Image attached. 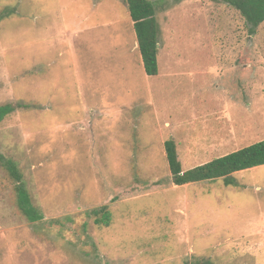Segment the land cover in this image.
Returning a JSON list of instances; mask_svg holds the SVG:
<instances>
[{
  "label": "rangeland",
  "instance_id": "rangeland-1",
  "mask_svg": "<svg viewBox=\"0 0 264 264\" xmlns=\"http://www.w3.org/2000/svg\"><path fill=\"white\" fill-rule=\"evenodd\" d=\"M151 1L156 76L125 0H0V104L34 105L0 122V151L42 215L22 214L0 164V264H264V165L176 186L164 150L172 138L188 170L264 139V22L250 34L219 0Z\"/></svg>",
  "mask_w": 264,
  "mask_h": 264
},
{
  "label": "trees",
  "instance_id": "trees-1",
  "mask_svg": "<svg viewBox=\"0 0 264 264\" xmlns=\"http://www.w3.org/2000/svg\"><path fill=\"white\" fill-rule=\"evenodd\" d=\"M219 1L229 5L240 13L247 24L250 34L255 33L257 27L264 22V0ZM125 2L135 31L144 72L147 76H156L158 74L157 53L160 43V26L156 18L155 3L151 0H125ZM252 60L249 53L245 51L240 53L238 61L242 66H245V64H248ZM33 107L34 105L23 102L0 104V122L16 109H30ZM164 150L169 170V180L167 182L176 186L194 182L212 181L217 178H222L225 185L234 184L233 173L264 165V139L188 170H183L176 143L172 138L164 141ZM0 164L15 182L14 188L17 205L22 214L31 222L40 220L42 215L31 202L17 164L11 159L6 158V155L2 151H0ZM131 194H133L131 189H121L117 195L111 197L109 202H114ZM108 203L89 211L88 216L93 217L96 225H110L112 215L108 208ZM181 264H211V262L209 259L202 257L186 260Z\"/></svg>",
  "mask_w": 264,
  "mask_h": 264
},
{
  "label": "crops",
  "instance_id": "crops-1",
  "mask_svg": "<svg viewBox=\"0 0 264 264\" xmlns=\"http://www.w3.org/2000/svg\"><path fill=\"white\" fill-rule=\"evenodd\" d=\"M70 30H71V29H70ZM236 41H237V42H235V40H234V43H237V44H238V43H239L238 40H236ZM137 48H138V44H137ZM160 49H161V48H160V43H159V45H158V52L160 51ZM240 53H241V52H240ZM240 53H239V56H240ZM157 54H158V53H157ZM239 56L237 57V60H239ZM250 62H251V61H250ZM250 62H249V63H250ZM238 63H239V61H238ZM249 63H248V64H249ZM248 64H245V66L248 65ZM239 65H241V64L239 63ZM241 67H244V66L241 65ZM219 127H220V126H219Z\"/></svg>",
  "mask_w": 264,
  "mask_h": 264
}]
</instances>
